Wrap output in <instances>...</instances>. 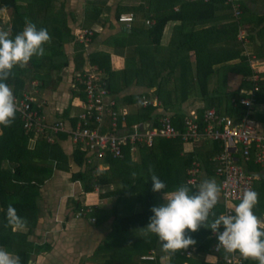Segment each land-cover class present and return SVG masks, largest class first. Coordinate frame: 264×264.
<instances>
[{"label": "crops", "instance_id": "crops-1", "mask_svg": "<svg viewBox=\"0 0 264 264\" xmlns=\"http://www.w3.org/2000/svg\"><path fill=\"white\" fill-rule=\"evenodd\" d=\"M151 1H56V7H60V4L63 3L67 27L71 33V37L63 45L68 65L56 77L57 80L52 79V86L48 85L40 88L39 81L33 80L29 82L28 90H26L35 95L39 110L46 123L62 119L69 125L74 124L72 119H75L82 109L81 102L84 100L83 86L76 76L83 70L87 71L89 66L96 67L104 81L106 80L105 83L108 79V83L112 87L110 90L108 89L109 96L105 99V102L113 101L115 108L118 109L129 108V116L123 124L122 130L144 129L155 124L161 116L165 115L169 116L171 121L176 116L183 119L192 113L198 115V112L204 109L209 101H213L215 106L207 109H214L217 113L226 116L225 111L231 105L230 100L235 96L245 97L248 91L252 89V76L257 74L259 80L264 78V0H234V4L240 5L241 15L239 18L235 16L233 8L231 12L226 9L217 12V17L233 12V15L241 22L239 31L242 32L243 38L238 39L242 42V55L245 57V61L244 63L232 62L216 66L214 74L209 79L206 97L202 96L194 77L193 54L185 52L178 44L181 34L175 29L179 26L180 21L167 22L159 43L152 44L150 34L145 29V24L150 26L151 24H148L147 20L154 21L157 13H153L152 17L154 18L151 19L137 14V11L134 12L131 9L143 4L144 9L142 11H146L149 9ZM89 2H96L101 6V12L98 15L90 13V18L96 19L93 24H85V7ZM227 4L229 3L227 2ZM177 8L178 6H175L174 10H177ZM117 11H120V13L130 11L136 13V19L131 27L117 21ZM0 13L4 26L8 27L11 20L10 11L1 10ZM3 14H7L6 18ZM219 22H225V20ZM134 26L137 30L132 32ZM83 27L95 32L87 47L79 42L75 35L76 31ZM81 45L83 46L84 65L80 70H76L73 58L77 48H80ZM95 52L110 55V70L113 73L111 78L108 74L99 70L96 65L89 64V55ZM158 86L161 87L160 99L156 92ZM181 87H192V89L188 93L184 89L185 91L181 93ZM175 88L176 93H174ZM168 91L171 93L170 96L167 95ZM14 96L17 97L15 94ZM178 97L187 98L178 104ZM127 98H130L134 104H129L126 101ZM150 99H156L159 106L154 108L150 118L143 122H137L136 114L147 109L141 107L140 102ZM163 101L166 103L176 101L177 104L167 109L164 107ZM207 109H204V112ZM252 114L253 119L264 129V124L260 121L264 114V106L253 105ZM55 141L58 142L67 155L69 169L68 171L55 169L52 177L40 190L41 213L35 228L27 236V240L32 243L27 264H108V252L120 244L122 235L114 227L112 209L115 205V199L104 195L114 191L116 184L113 180L119 175H126V173L120 172L115 166L111 167L106 157L102 162H98L100 169L97 173L106 172L105 175L100 176L101 182L100 185H97L98 190L83 193L81 183L72 181L71 178L73 174L84 172L90 166L86 165L85 162L78 165L74 161L73 151L76 145L72 142L68 133L58 134ZM219 151L218 143L205 139L183 143L182 154H192V164L195 163L198 166V185L205 179L213 178L220 185L219 177L215 174L213 159ZM128 153L131 162L139 163L143 155V149L139 147L134 152L128 151ZM123 157L120 159H123ZM234 158L256 177L254 188L259 193V202L253 211L261 219L262 227H264V166L255 161V154L252 155L251 160L243 162L239 146H237V151L234 152ZM97 173H95L96 176ZM220 196V202L213 209L214 212L223 210L225 207L224 202L226 200L221 193ZM232 202L239 203V201ZM86 205L94 208L92 214L95 219L94 222L89 217L78 218L76 216L77 206L80 209ZM137 210H139L138 206L129 199L122 197L116 204L115 214L123 216ZM199 229H209L210 234L205 237ZM199 229V232L186 230L196 241L194 245L189 246L194 248L192 256L186 257L185 255L189 247L185 250H179L172 256L171 264H182L184 261L189 264H221L223 262L220 259L223 252L216 253L213 250V245L218 240L216 236L212 235V230L204 226ZM22 232H25V230H22ZM153 235L152 233L146 234V227L133 230L126 240L122 241V247H127L132 241L135 242L140 238H148ZM126 247L123 250H126ZM152 251L155 252V261H143L141 259L142 256L148 255ZM136 252L131 258L127 259L129 262L131 261L129 264H160V257L166 255L161 251L160 243L155 249L145 254L140 255ZM244 261L248 264H257L256 261L251 259Z\"/></svg>", "mask_w": 264, "mask_h": 264}, {"label": "trees", "instance_id": "trees-1", "mask_svg": "<svg viewBox=\"0 0 264 264\" xmlns=\"http://www.w3.org/2000/svg\"><path fill=\"white\" fill-rule=\"evenodd\" d=\"M56 1L0 0V11L7 10L11 13L8 27L4 26L3 20L0 18V29L7 31L10 38L14 39L15 35L23 30L26 19L35 23L38 28H47L52 38L50 43L43 45L45 55L42 57L33 56L23 68L19 66L13 68V75L6 83L13 88L17 97H22L23 92L28 90L29 82L33 80L39 81L40 88L51 85L52 79H56L68 65L63 45L71 37V33L67 27L63 3L60 4V7H56ZM175 6H178L177 10H174ZM85 9V24L95 23L96 19H91L90 13L98 15L101 12V6L96 2H89ZM131 9L134 12L137 11V14L151 19L154 18L152 14L157 13L153 24L150 26L145 24L152 44L159 43L167 22L180 21L179 26L175 29L181 34L178 44L185 52L193 54L194 77L202 96L206 97L208 93L209 79L214 74L216 66L232 62L244 63L245 61V57L242 55V42L238 39L241 22L233 15V12L217 17V12L221 9L231 12L232 7L227 4V0H152L146 11H142L143 4ZM119 13L120 11L116 12L117 17ZM223 20L225 22H219ZM134 30H137L135 26L132 27V32ZM94 35L95 32L92 37ZM73 61L76 70H80L84 65L82 45L77 48ZM88 62L90 65H96L110 78L112 77L109 54L95 52L89 55ZM258 86L259 90L255 94L254 105L264 106V78L259 80ZM106 87L109 90L112 88L108 79ZM192 87H181L180 91L183 93L186 90L188 93L191 92ZM160 88V86L156 88L159 99L161 98ZM176 91L175 88L174 93ZM167 95H171L170 91ZM185 98L187 97H178V104ZM126 101L129 104H134L130 98H127ZM175 102L166 103L163 101V105L168 109L177 104ZM214 106L215 103L209 101L204 109ZM204 109L198 112L201 126H203L201 120ZM153 110L154 108L148 107L138 112L136 114L137 122H143L150 118ZM225 114L233 119H239L245 114V108L240 105H230ZM249 116L253 118L252 112ZM72 121L74 123L75 119ZM260 121L264 124V114ZM172 124L181 130V117L176 116ZM25 129L18 111L10 127L0 125V247L18 255L21 264H27L31 252L32 243L27 240V236L35 228L41 213V188L52 177L55 169H59V171H68L69 169L67 155L58 142L55 140L48 142L42 135ZM141 149H143V155L139 163L131 162L128 150L123 152V156H125L123 159L106 158L111 167L115 166L120 172L126 173V175H119L114 179L116 189L104 195L115 199L112 209L114 227L122 235L120 244L108 252V264H129L131 261L129 262L127 259L131 258L135 251L142 255L155 249L160 243L155 234L152 237L130 242V245L125 246L126 250H123L125 247H122V241L126 240L131 231L145 228L149 218L153 215L151 208L164 202V194H170L182 184L193 188V192L196 191L192 185L188 184L190 176L187 175L192 167L193 155L182 154L183 143L180 140L158 138L152 147H142ZM85 153L79 145H76L73 159L78 165L83 164ZM150 167L166 184L164 190L160 192L152 190ZM132 173H136L135 177ZM105 174L106 172H99L97 177L90 167L86 168L84 172L73 174L71 180L81 183L83 193H90L95 190V186L100 185V176ZM122 197L129 199L139 207V210L117 216L115 214L116 204ZM10 202L13 203L18 214L27 221L22 229L14 230L11 226H6V210ZM221 211H215L216 215H219ZM200 232L205 237L210 234L209 229L200 230ZM134 248H136L135 251ZM221 264L227 263L222 262Z\"/></svg>", "mask_w": 264, "mask_h": 264}, {"label": "built area", "instance_id": "built-area-1", "mask_svg": "<svg viewBox=\"0 0 264 264\" xmlns=\"http://www.w3.org/2000/svg\"><path fill=\"white\" fill-rule=\"evenodd\" d=\"M232 5L235 16L241 15L240 5L234 4V0H227ZM136 19V14L132 11L121 12L117 17L119 23L131 27ZM148 24L154 21L147 20ZM76 38L85 47L92 40L93 31L89 28H79ZM241 40L243 34L238 33ZM77 80L83 86L84 100L81 102L82 109L75 117L73 125L67 124L62 119H56L52 123H46L39 110L37 99L34 94L26 91L22 97H15L18 112L24 122L25 130L42 135L48 142H53L59 133L66 132L75 145H79L86 153L84 162L93 168V173L100 169L98 162H102L106 157L120 159L123 152L128 150L134 152L139 147L150 148L158 138L175 140L182 143L196 142L199 140H209L219 144L220 151L214 156L215 174L219 177L221 186V195L227 201H240L245 189L255 190L256 177L247 171L244 166L236 161L234 152L237 146L240 148V155L243 162L251 160L255 154V161L264 166V129L252 117L250 113L254 105L255 94L259 90V76L254 74L251 78L253 87L248 91L247 96L232 98V106L240 105L245 108V114L239 119L217 113L214 109H207L202 114V125L199 122L197 114L192 113L182 119V129L178 130L172 124L169 116H161L153 125L144 129H126L122 130L123 124L129 116V108H115V103L105 102L109 96L106 83L101 73L94 66H89L88 70H83L76 76ZM143 108H157L159 102L156 99L143 100L140 102ZM199 169L197 164L193 163L188 171V184L193 187L198 185ZM95 190L98 188L95 186ZM94 208L86 205L78 209L76 216L78 218L89 217L92 222L95 221L92 216ZM219 214H230V210L223 208ZM220 231H223L221 226ZM213 236L216 233L212 232ZM216 242L213 250L216 253L223 252L220 259L227 264H248L240 257L238 253H225L223 249L217 251ZM194 252L193 247H189L185 255L191 257ZM143 261H155V252L141 257ZM182 264H189L184 261ZM255 264V263H252Z\"/></svg>", "mask_w": 264, "mask_h": 264}, {"label": "clouds", "instance_id": "clouds-1", "mask_svg": "<svg viewBox=\"0 0 264 264\" xmlns=\"http://www.w3.org/2000/svg\"><path fill=\"white\" fill-rule=\"evenodd\" d=\"M47 28H38L26 19L23 30L14 39L9 33L0 29V125L10 127L18 111L12 88L6 83L13 75V68L25 67L33 56L45 55L44 44L51 42ZM152 190L160 192L166 188L164 181L149 168ZM135 177L136 173H132ZM192 191L186 184L178 186L170 194H164V202L153 206V215L149 218L146 234L158 236L161 251L166 255L160 257V264H171L172 256L179 250H185L196 243L186 232L197 231L201 226L210 228L217 235V251L238 253L243 260H253L264 264V227L261 219L254 214L258 204L259 193L245 189L239 203L225 201V208L230 214L213 211L220 202L221 186L216 180L205 179ZM6 226L14 230L25 227L27 221L22 218L13 203L6 210ZM223 226V231H220ZM0 264H21L18 255L0 247Z\"/></svg>", "mask_w": 264, "mask_h": 264}, {"label": "rangeland", "instance_id": "rangeland-1", "mask_svg": "<svg viewBox=\"0 0 264 264\" xmlns=\"http://www.w3.org/2000/svg\"><path fill=\"white\" fill-rule=\"evenodd\" d=\"M3 15H4V17L6 18L7 14H3ZM0 16H1V13H0ZM12 90H13V88H12Z\"/></svg>", "mask_w": 264, "mask_h": 264}]
</instances>
